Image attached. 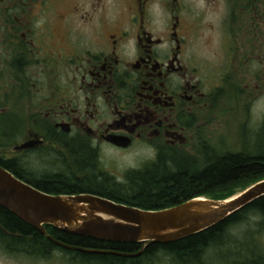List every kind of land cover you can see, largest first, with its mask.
Returning a JSON list of instances; mask_svg holds the SVG:
<instances>
[{
  "label": "flooded vegetation",
  "instance_id": "obj_1",
  "mask_svg": "<svg viewBox=\"0 0 264 264\" xmlns=\"http://www.w3.org/2000/svg\"><path fill=\"white\" fill-rule=\"evenodd\" d=\"M230 113L233 153L258 155L264 0H0V167L39 191L107 198L95 190L125 184L133 169L222 154L214 141ZM134 151L139 167L117 175L107 154ZM5 223L2 254L83 264L50 224L25 233Z\"/></svg>",
  "mask_w": 264,
  "mask_h": 264
},
{
  "label": "trees",
  "instance_id": "obj_2",
  "mask_svg": "<svg viewBox=\"0 0 264 264\" xmlns=\"http://www.w3.org/2000/svg\"><path fill=\"white\" fill-rule=\"evenodd\" d=\"M252 179L255 182L264 179V155L249 156L233 152L216 154L213 150H209L204 159L193 156L178 158L175 169L165 168L162 164L145 172L133 169L129 171L125 184L115 182L101 185L95 193L141 209L161 210L201 196L216 200L227 199L237 194L234 192V186L245 187L247 184L243 182ZM45 191L55 194L74 192L57 186ZM251 212L258 215L256 224L264 229V196H262L217 225L171 243L109 242L65 233L53 225H47V229L58 239L84 249L105 251L116 249L127 253L143 250L138 257L126 260L97 251L80 250L78 254L83 264L93 262L123 264L126 261L128 264H146L163 249L169 255H174L179 264H255L264 256V250L260 249V230L250 228L245 231L244 237L238 236L236 240L232 238L231 233L240 231V224L248 220ZM0 220H6L5 225L14 232H31L30 225L1 205ZM39 235L38 238L42 239L41 233ZM50 245L53 243L49 239L44 248H49ZM210 249L215 250V253L208 256Z\"/></svg>",
  "mask_w": 264,
  "mask_h": 264
},
{
  "label": "water",
  "instance_id": "obj_3",
  "mask_svg": "<svg viewBox=\"0 0 264 264\" xmlns=\"http://www.w3.org/2000/svg\"><path fill=\"white\" fill-rule=\"evenodd\" d=\"M262 196L264 179L224 200L201 196L171 208L145 210L93 194L50 195L0 167V205L22 221L44 233L50 224L65 233L109 242H175L217 225ZM113 253L131 257L142 251Z\"/></svg>",
  "mask_w": 264,
  "mask_h": 264
},
{
  "label": "rangeland",
  "instance_id": "obj_4",
  "mask_svg": "<svg viewBox=\"0 0 264 264\" xmlns=\"http://www.w3.org/2000/svg\"><path fill=\"white\" fill-rule=\"evenodd\" d=\"M236 117L237 116L234 113L233 114L230 113L226 117L227 125L224 128L223 136H221V137L217 136L216 140L214 141L215 145L220 148V150L219 149L218 150L221 153L222 152L224 153L225 150L230 151V152H234L238 149V142H237V139L235 138L236 121H237ZM254 144H256V146H255L256 154L264 155V137H261V138L258 137V139L256 140V143H254ZM139 153L140 152H138V151H134V152L129 153L126 156H118V155H115L113 153H109V154H107V157L111 160L112 164L116 165V169H114V170L117 171L116 174L119 175L120 172H123L125 168L129 169V168L139 167V165L141 164ZM252 181H253V179L249 180L247 182H243V184H247V185L251 186L252 184L258 182V181H256V182L255 181L252 182ZM248 182H250V183H248ZM247 185L245 187H247ZM242 187H243V185L234 186L233 187L235 190L234 192L239 194L245 188V187H243V188ZM257 216L258 215L256 213L251 212L249 214L248 220L246 222L240 224V228H239L240 231H232L231 232L232 238L235 240H236V238H239V237L242 238L245 236V231L254 227V228L260 230V232H261V238L259 240L261 243L260 248L264 249V229L256 224V222L258 221ZM223 250H224V248H223ZM221 252H223V251H221ZM212 253H215V250L210 249L208 256H210V254H212ZM149 263L150 264H169L170 258L168 256H163V255L153 256L152 258H150V260L147 261L146 264H149ZM0 264H73V263L68 262L65 258H63L61 256L60 253L51 254L44 259H36V258L27 257L23 254L22 255L12 254V257H11L10 255L2 254L0 251ZM91 264H98V263L93 262Z\"/></svg>",
  "mask_w": 264,
  "mask_h": 264
}]
</instances>
